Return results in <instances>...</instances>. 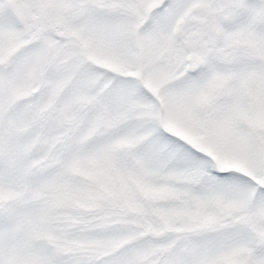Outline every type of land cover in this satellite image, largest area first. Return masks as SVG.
I'll return each instance as SVG.
<instances>
[{"label":"snow or ice","instance_id":"6c2138e0","mask_svg":"<svg viewBox=\"0 0 264 264\" xmlns=\"http://www.w3.org/2000/svg\"><path fill=\"white\" fill-rule=\"evenodd\" d=\"M0 264H264V0H0Z\"/></svg>","mask_w":264,"mask_h":264}]
</instances>
